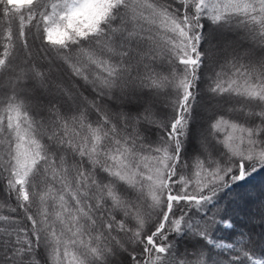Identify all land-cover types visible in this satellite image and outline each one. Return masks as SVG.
Segmentation results:
<instances>
[{
    "label": "snow or ice",
    "instance_id": "6c2138e0",
    "mask_svg": "<svg viewBox=\"0 0 264 264\" xmlns=\"http://www.w3.org/2000/svg\"><path fill=\"white\" fill-rule=\"evenodd\" d=\"M264 0H0V264H264Z\"/></svg>",
    "mask_w": 264,
    "mask_h": 264
},
{
    "label": "trees",
    "instance_id": "16d2710c",
    "mask_svg": "<svg viewBox=\"0 0 264 264\" xmlns=\"http://www.w3.org/2000/svg\"><path fill=\"white\" fill-rule=\"evenodd\" d=\"M264 187V173L258 175L254 180L251 181L249 185H247L244 189H240V193L242 195H260L261 188Z\"/></svg>",
    "mask_w": 264,
    "mask_h": 264
}]
</instances>
